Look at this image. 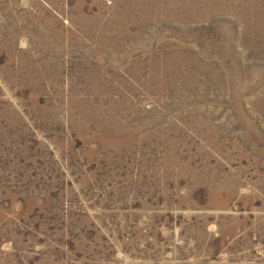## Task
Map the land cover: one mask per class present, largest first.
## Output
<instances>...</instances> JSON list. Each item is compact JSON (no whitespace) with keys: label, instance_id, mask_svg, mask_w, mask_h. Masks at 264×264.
I'll use <instances>...</instances> for the list:
<instances>
[{"label":"rangeland","instance_id":"374dc122","mask_svg":"<svg viewBox=\"0 0 264 264\" xmlns=\"http://www.w3.org/2000/svg\"><path fill=\"white\" fill-rule=\"evenodd\" d=\"M0 264H264V0H0Z\"/></svg>","mask_w":264,"mask_h":264}]
</instances>
